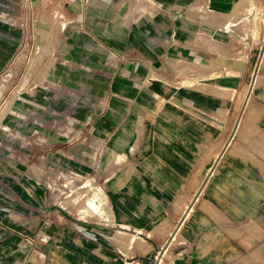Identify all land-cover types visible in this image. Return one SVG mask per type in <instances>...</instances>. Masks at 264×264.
I'll use <instances>...</instances> for the list:
<instances>
[{"label":"crops","instance_id":"0c3cea01","mask_svg":"<svg viewBox=\"0 0 264 264\" xmlns=\"http://www.w3.org/2000/svg\"><path fill=\"white\" fill-rule=\"evenodd\" d=\"M39 1L0 7V74L29 20L55 15L46 85L63 102V121L84 134L63 145L104 151V228L146 233L155 253L146 263L139 253L140 264H264V0ZM249 19L260 21L259 35L243 28ZM40 116L48 131V109ZM37 145L45 140L25 142ZM3 207L0 264H14ZM85 229H50L57 264H127L125 247L113 251L111 237Z\"/></svg>","mask_w":264,"mask_h":264},{"label":"rangeland","instance_id":"374dc122","mask_svg":"<svg viewBox=\"0 0 264 264\" xmlns=\"http://www.w3.org/2000/svg\"><path fill=\"white\" fill-rule=\"evenodd\" d=\"M41 1L43 7L49 4L47 0ZM0 7L8 10L7 0H2ZM20 23L17 26L26 29L24 18ZM59 27L55 15L33 16L29 33L23 35L16 55L0 74V203L7 213L3 220L15 228L11 236L16 237L19 256L14 264L59 263L60 258L51 254L48 234L58 224L92 228L85 231L112 238L113 251L125 247L127 264H140L136 259L139 253L146 263L147 257L155 253L146 233L104 228L111 215L101 179L104 151L88 152L85 148L72 149L71 143L63 145L78 137L82 141L84 134L74 130L78 128L73 122L63 121V102H57L53 85H46ZM243 28L255 29L259 35L260 21L255 24L249 19ZM247 40L248 35L236 40L234 55L243 56ZM259 63L263 71L258 80L263 81V51ZM247 106L248 96L242 99L241 110ZM42 108L48 109V131H44L45 123L42 126ZM10 140L16 142V147L9 145ZM26 140L33 144L45 140V145L26 148ZM94 194L101 199L99 210L87 203Z\"/></svg>","mask_w":264,"mask_h":264},{"label":"bare ground","instance_id":"6f19581e","mask_svg":"<svg viewBox=\"0 0 264 264\" xmlns=\"http://www.w3.org/2000/svg\"><path fill=\"white\" fill-rule=\"evenodd\" d=\"M202 190V187L200 188V190L198 191V194L194 197L193 199V202L189 205L188 207V213L192 210L193 208V204L195 202V200L197 199L198 195H199V192H201ZM99 197V195H96L94 194L91 198H89L88 200V204L94 209V210H99V206H100V203H101V199ZM130 240H132V237H130Z\"/></svg>","mask_w":264,"mask_h":264},{"label":"built area","instance_id":"2783aa9c","mask_svg":"<svg viewBox=\"0 0 264 264\" xmlns=\"http://www.w3.org/2000/svg\"><path fill=\"white\" fill-rule=\"evenodd\" d=\"M31 1L32 0H27V2H28V6L31 4ZM263 53H264V48H263ZM113 58V57H112Z\"/></svg>","mask_w":264,"mask_h":264}]
</instances>
